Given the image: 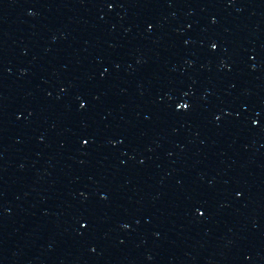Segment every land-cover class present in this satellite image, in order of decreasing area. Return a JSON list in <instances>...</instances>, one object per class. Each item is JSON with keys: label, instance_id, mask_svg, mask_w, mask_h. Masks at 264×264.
I'll return each mask as SVG.
<instances>
[{"label": "water", "instance_id": "1", "mask_svg": "<svg viewBox=\"0 0 264 264\" xmlns=\"http://www.w3.org/2000/svg\"><path fill=\"white\" fill-rule=\"evenodd\" d=\"M0 264H264V0H0Z\"/></svg>", "mask_w": 264, "mask_h": 264}]
</instances>
